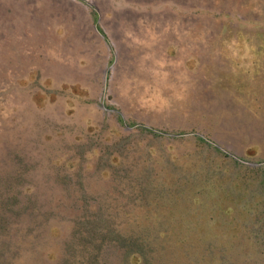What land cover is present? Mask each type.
<instances>
[{"label": "rangeland", "instance_id": "obj_1", "mask_svg": "<svg viewBox=\"0 0 264 264\" xmlns=\"http://www.w3.org/2000/svg\"><path fill=\"white\" fill-rule=\"evenodd\" d=\"M194 18L193 51L163 53L159 130L125 116L132 95L18 83L0 38V264H264V0Z\"/></svg>", "mask_w": 264, "mask_h": 264}, {"label": "crops", "instance_id": "obj_2", "mask_svg": "<svg viewBox=\"0 0 264 264\" xmlns=\"http://www.w3.org/2000/svg\"><path fill=\"white\" fill-rule=\"evenodd\" d=\"M176 5L170 11L163 0H0V38L9 37L13 60L26 63L18 83L42 79L41 69L93 104L118 105L115 94L132 95L124 98L125 116L159 130L164 115L152 102L162 99L163 53L180 54L185 43L194 48L195 0ZM188 70L193 90V63Z\"/></svg>", "mask_w": 264, "mask_h": 264}]
</instances>
